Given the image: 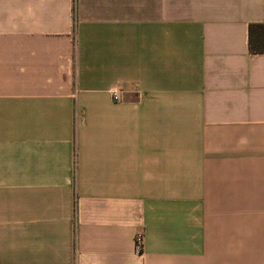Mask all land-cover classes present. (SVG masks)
I'll return each instance as SVG.
<instances>
[{
    "label": "crops",
    "instance_id": "1",
    "mask_svg": "<svg viewBox=\"0 0 264 264\" xmlns=\"http://www.w3.org/2000/svg\"><path fill=\"white\" fill-rule=\"evenodd\" d=\"M72 6L0 0V264H264V0Z\"/></svg>",
    "mask_w": 264,
    "mask_h": 264
},
{
    "label": "trees",
    "instance_id": "2",
    "mask_svg": "<svg viewBox=\"0 0 264 264\" xmlns=\"http://www.w3.org/2000/svg\"><path fill=\"white\" fill-rule=\"evenodd\" d=\"M72 12L75 24L77 0H73ZM247 48L251 56L264 55V23H251L248 25Z\"/></svg>",
    "mask_w": 264,
    "mask_h": 264
},
{
    "label": "built area",
    "instance_id": "3",
    "mask_svg": "<svg viewBox=\"0 0 264 264\" xmlns=\"http://www.w3.org/2000/svg\"><path fill=\"white\" fill-rule=\"evenodd\" d=\"M143 243V236L141 233H138L134 238V248L136 252H140Z\"/></svg>",
    "mask_w": 264,
    "mask_h": 264
}]
</instances>
